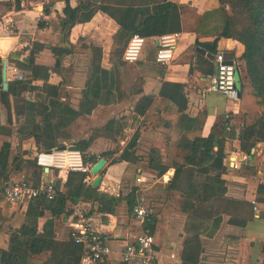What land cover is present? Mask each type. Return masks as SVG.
<instances>
[{
    "label": "crops",
    "instance_id": "crops-1",
    "mask_svg": "<svg viewBox=\"0 0 264 264\" xmlns=\"http://www.w3.org/2000/svg\"><path fill=\"white\" fill-rule=\"evenodd\" d=\"M168 1L191 4L200 13L219 7L217 0ZM76 4V0L71 1L72 7ZM48 5H53L52 14L46 16L44 7ZM63 7L64 4L57 0H21L20 10H16L14 0H0V57L3 59L2 78L4 61H8V86L10 82L16 80V75L9 68L14 67L24 75L16 63L27 60L35 44L45 46L37 54L36 64L50 68L56 65L51 47L57 45L60 40L57 17L62 14ZM42 20L46 22L43 29L39 28V22ZM118 30V24L103 12L97 13L89 23L79 24L71 30L70 42L77 47L80 55H77L74 61L71 60V56L66 57L63 66L66 69L72 66L73 72L69 76L64 73L67 82L62 85L61 96L57 100L64 108L74 112L72 116L73 113L66 114L59 110V114L64 113L61 127L63 136L57 140L59 147L77 146L80 141L92 138L88 153L101 156L104 153L115 152V155L108 159H99H105L107 165L101 173L102 181L98 187L102 194L121 198L115 212L101 213L98 202H80L91 204V225L103 235L112 249V254L107 259L108 264H125L123 262L125 247L135 243L136 238L145 229H149L147 227L149 223L154 224L157 264H264V202L259 201L262 197H259L257 192L259 184L264 183L262 163L264 142L257 144L253 156L242 163L240 170H233L230 168V160L234 157L241 158L245 153L240 149L241 142L238 139L240 131L235 129L230 132L227 135V157L224 161L227 169L223 175L227 188L225 196L221 200L197 206H194L197 204L194 202L189 212H184L185 199L182 192L186 189L170 188L176 170L170 168L164 176L159 177L149 168L150 157L153 154L156 157V153L153 152H158L157 155L167 166L183 162L182 152L178 148V141L183 132V128L177 129L180 116L177 113H163L162 120L165 123L145 122L144 116L136 117L137 104L143 97H158L165 82L181 84L188 98L186 113L195 117L200 111L208 112L204 137L209 136L214 124L221 121L224 116L230 118L234 125L238 120L243 121L239 115L240 106L217 93L200 98L199 93L209 77H200L196 72L190 73L193 56L191 53L194 52L197 41L196 34H182L176 60L164 70L155 62L159 38L146 39V42L150 40L154 44L151 60L146 57L140 58L136 64L126 62L116 64L112 52ZM91 46L102 49L101 67L112 71L113 74L110 94L88 113L84 90L93 69V56L88 49ZM219 53L225 54L226 57L232 55L234 61L240 62L244 47L232 39H221ZM127 69H133V75L126 77ZM43 84V81L34 83L40 87ZM139 90L141 91L138 92ZM45 98V94L29 91L11 97V108L0 106V122L7 132L0 134V149L5 144L10 145L11 163L14 157L21 158V162L12 165L8 183L17 182L16 179L26 180L35 186L54 183L58 186V191L66 195L72 191L78 179L67 184L69 173L66 171L46 172L43 169L35 171L26 166L27 161L36 162V157L40 153L41 145L37 144L33 134L36 133L38 125L43 127L45 117L42 120L35 105ZM123 120L125 121L122 123L124 125L122 131L116 132L113 125L108 126L113 121L117 123ZM51 121L60 123L61 119L55 117ZM139 129L140 140L136 148L138 161L111 165L112 160L122 154ZM177 133L180 137L174 142L170 137ZM173 147L179 151L178 158L168 165L167 153ZM89 175L86 183L92 185L96 177ZM139 175L143 176L141 184L136 181ZM8 183L0 180L2 187H0V253L8 251L10 234L12 230L19 229L24 224L30 206V202L15 206L5 201L2 189ZM135 188L139 189L136 202L142 197L153 210V217L146 225L134 218L129 207L128 196ZM254 201L257 203V212L254 210ZM220 218L222 219L220 226L214 231L215 221ZM72 219V212L69 215L54 217L49 210H44V216L38 221L39 229L43 231L47 222L53 221L57 241L69 242Z\"/></svg>",
    "mask_w": 264,
    "mask_h": 264
},
{
    "label": "trees",
    "instance_id": "trees-1",
    "mask_svg": "<svg viewBox=\"0 0 264 264\" xmlns=\"http://www.w3.org/2000/svg\"><path fill=\"white\" fill-rule=\"evenodd\" d=\"M71 1L57 0L64 4V7L62 14L57 17L60 40L57 45L51 47L56 59L53 68L36 64V56L45 46L35 44L28 59L16 63L23 72L24 79L10 82L8 90L5 91L1 66L3 59L0 57V106L11 108V97L24 92L37 91L46 95L44 100L35 105L42 120L45 117L43 127L38 125L36 133L33 134L37 144L41 145L40 152L59 147L57 140L63 136L62 115L64 113L74 115V112L57 102L61 96V87L67 82L64 73L69 76L73 72L72 66L70 69L63 66L64 61L68 56L74 61L77 53V47L70 42L71 30L79 24L89 23L97 13L103 12L119 26L112 53L115 61L122 60L124 51L134 35L150 39L174 33H193L197 35V41L190 73L196 72L200 77H210L215 73L216 64L196 52V48L216 56L219 54L221 39L239 42L244 47L240 62H237L242 100L239 115L244 127L241 128L238 139L241 142V152L253 156L257 144L264 142V0H217L219 7L205 13H200L191 4H177L168 0H102L100 4L94 3L93 0H76L75 7L71 6ZM14 2L16 10H20L21 0ZM52 8L53 5L45 6L44 15H51ZM212 23L213 25L210 26ZM45 27L46 22L43 20L39 22V28ZM88 49L93 56V69L84 90V101L88 103V113H91L96 105L103 102L110 94L113 72L101 67L103 57L101 48L91 46ZM37 81H43V86H35L34 83ZM187 109L188 98L184 86L169 82L163 83L158 97H143L136 108V117L144 116L145 122L165 123L162 120L163 113H177L180 116L178 123L183 124V132L178 141V148L182 152L183 162L167 166L161 158L153 155L149 159V168L159 177L164 176L170 168L176 170L170 188L177 182L176 188L186 189L182 192V197L185 199L184 212H189L194 202L197 203L194 206H197L221 200L225 196L227 188L223 175L227 169L224 161L227 157V135L230 133L227 131V126L231 124L230 118L224 116L221 121L214 124L209 136L204 137L203 131L208 112L203 110L195 117H191L186 113ZM59 110L64 113L59 114ZM55 117H59L61 122L51 121ZM124 121L117 123L113 121L108 126L113 125L116 132L122 131ZM235 129L237 126H233L231 132ZM0 134H7L1 122ZM139 140L140 129L134 134L122 154L112 160L111 165L137 162L136 148ZM91 144L92 138L80 141L77 146L85 158L91 160L93 164H96L100 158L108 159L115 155V152L104 153L101 156L88 153ZM10 154L11 147L5 144L0 149V180L5 183L9 182L12 165L21 162V158L16 156L11 163ZM262 163L264 164V152ZM26 166L30 170L43 171L33 160L27 161ZM89 176V174L70 172L67 184L78 179L71 192L65 195L59 192L58 186L55 185L58 195L54 201H47L45 198L31 201L24 224L19 229L12 230L10 234L8 251L0 253V264H36L35 258L44 255H48V258L42 264H80L83 257L82 248L72 241L64 243L57 241L53 221H48L43 231L39 229L38 221L44 216V210H49L54 217L69 215L71 205L81 201L98 202L101 213L113 214L121 198L100 193L99 188L86 183ZM138 191L139 189L135 188L128 196L132 211ZM257 192L259 197H262L259 201L264 202V183L259 184ZM221 220V218L216 219L214 231L219 228ZM147 227L153 234L154 224L149 223ZM101 264H108L107 259Z\"/></svg>",
    "mask_w": 264,
    "mask_h": 264
},
{
    "label": "built area",
    "instance_id": "built-area-1",
    "mask_svg": "<svg viewBox=\"0 0 264 264\" xmlns=\"http://www.w3.org/2000/svg\"><path fill=\"white\" fill-rule=\"evenodd\" d=\"M228 8V7H227ZM183 33L168 34L159 37V45L155 55V62L162 69L167 70L176 60V52ZM146 43V39L134 35L129 41L123 60L128 64H136L141 58V54ZM215 73L206 80L205 86L201 89L200 98L207 94H221L227 100L237 106L241 105V84L238 79L236 61L231 63L223 53L215 56ZM11 72L16 75V79L23 80L22 75L16 68L10 67ZM236 126L232 122L227 126V131L231 132ZM243 122L237 129L241 131ZM235 128V127H234ZM251 156L245 154L243 157H234L230 160V168L240 170L244 161L250 160ZM36 164L43 170H59L91 174L94 166L91 160L86 159L81 151L72 149L60 150L55 148L51 151L40 152L36 157ZM137 183H143V176L139 175ZM5 201L11 205H20L37 199L45 198L47 201H54L58 191L54 183H47L40 186L21 180L7 185L4 189ZM254 210L257 212V203L254 201ZM72 221L70 222V239L83 250V257L80 264H101L112 254V249L105 241L103 235L95 230L91 225V204L77 203L71 205ZM134 218L141 224L146 225L153 217V210L144 198H139L133 209ZM158 253L155 250V237L149 229L136 238L135 243L128 244L123 251V262L125 264H157Z\"/></svg>",
    "mask_w": 264,
    "mask_h": 264
},
{
    "label": "rangeland",
    "instance_id": "rangeland-1",
    "mask_svg": "<svg viewBox=\"0 0 264 264\" xmlns=\"http://www.w3.org/2000/svg\"><path fill=\"white\" fill-rule=\"evenodd\" d=\"M228 9V8H227ZM213 25V23L212 24H210V26H212ZM208 30V29H207ZM114 46H115V44H114ZM114 49H115V47H114ZM114 49H113V51H114ZM153 51H154V44H153V42H151L150 40H148L146 43H145V45H144V48H143V51H142V54H141V59L142 58H148V59H152V56H153ZM113 53V52H112ZM194 52L192 51V53H191V55L193 54ZM77 55H80V52H79V50L77 49V53L75 54V60H76V57H77ZM79 58V57H78ZM112 58H113V60L115 61V57L112 55ZM116 62V64H119V65H121V64H124L125 62H124V60H123V58H122V60H120V61H115ZM127 73H126V77H127V75H133V69H127V71H126ZM129 72V73H128ZM238 77H239V75H238ZM178 127H177V129H179V130H181L182 128H183V124L182 123H178ZM236 126H238V127H240L241 126V121L240 120H238L237 122H236ZM179 137L180 136H178V133L177 134H175V135H172L170 138H171V140L172 141H174V142H176L178 139H179ZM158 154V152H156V158H160L159 157V155H157ZM178 154H179V151L177 150V148H175V147H173L172 149H170L169 151H168V153H167V156H168V165H170L171 164V162L174 160V159H177L178 158ZM154 155V154H153ZM135 173V172H134ZM133 178H135V175L133 174ZM17 180V182L18 181H21L22 179H16ZM10 183H8V184H5L4 185V187H3V189H2V192L4 193V189L7 187V185H9ZM170 186H171V184H170ZM177 186V182H175L174 183V185H173V187H176ZM0 187H1V185H0ZM2 188V187H1ZM47 257L48 256H42V257H40V258H35V260H34V262L36 263V264H42V263H44L45 262V260L47 259Z\"/></svg>",
    "mask_w": 264,
    "mask_h": 264
},
{
    "label": "water",
    "instance_id": "water-1",
    "mask_svg": "<svg viewBox=\"0 0 264 264\" xmlns=\"http://www.w3.org/2000/svg\"><path fill=\"white\" fill-rule=\"evenodd\" d=\"M101 1L102 0H93V2L96 4H100ZM157 44L159 45L158 40H157ZM196 52H198L200 55L210 59L212 62H215V56L207 53L205 50H202L200 48H196ZM227 61H229L231 63L233 61V56L232 55L228 56ZM7 70H8V61L5 60L4 65H3V88L5 91L8 89ZM67 148L72 149V150H76V151H80L78 146H61L58 149L65 150ZM106 165H107V161L105 159H101L96 164H94V166L92 167L91 174L96 177L94 182L92 183L93 187L98 188L100 186L101 181H102L101 173L105 169ZM45 171L49 172L48 169H45Z\"/></svg>",
    "mask_w": 264,
    "mask_h": 264
}]
</instances>
